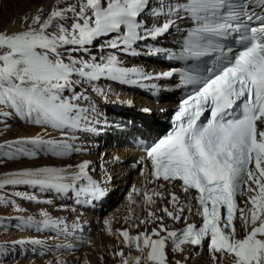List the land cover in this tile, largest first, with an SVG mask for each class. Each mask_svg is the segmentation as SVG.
<instances>
[{"label": "snow or ice", "instance_id": "1", "mask_svg": "<svg viewBox=\"0 0 264 264\" xmlns=\"http://www.w3.org/2000/svg\"><path fill=\"white\" fill-rule=\"evenodd\" d=\"M184 20L193 27L184 36L181 56L210 57L216 64L206 76H186L195 87L176 111L171 131L144 149L148 182L165 183L145 190L143 201L147 206L155 203L153 196L167 199L159 189L179 187L188 203L182 205L169 191L173 210L166 206L162 212L186 226L173 230L163 216L147 210L139 225L159 221L157 226L138 235L119 231L123 248L137 254L121 250L115 256L120 264H170V254H183L185 246H206L212 264H264V0H52L47 11L38 6L22 17L19 30L0 32V135L11 130L9 121L37 129L0 143V165H35L0 175V193H6L0 207L22 212L16 200L41 204L36 193L67 197L78 206L105 197L91 174L92 163L70 162L87 154L78 146L80 135L98 130L95 98L107 100L111 89L103 83L138 85L152 79L126 66L124 57L162 54L146 42L158 41ZM229 39L240 48L227 46ZM42 159L56 163H36ZM238 197H245L243 206ZM192 201L199 226L185 215L192 213ZM38 217H16L15 227L67 237V226L60 227L64 221L47 211ZM190 258L191 253L184 259Z\"/></svg>", "mask_w": 264, "mask_h": 264}, {"label": "rangeland", "instance_id": "2", "mask_svg": "<svg viewBox=\"0 0 264 264\" xmlns=\"http://www.w3.org/2000/svg\"><path fill=\"white\" fill-rule=\"evenodd\" d=\"M13 2L14 0H0V12ZM22 11L24 12V10ZM144 103L146 104V102ZM9 123L13 126L11 130L5 131L3 135H0V143L10 141L16 137L32 135L37 131L35 128H26L19 121H9ZM167 128L168 125L164 126L160 132H164ZM92 148L94 147H87L88 150ZM91 156L98 155L96 152H87L86 155L80 154L74 156L70 162L75 163ZM36 163L42 165L56 163V161L42 159L38 160ZM32 166L35 165L26 163H8L6 166L0 165V175L12 170ZM17 190L24 192L29 191L25 188ZM128 190V186L125 185L122 188H118L117 192L112 194L114 196L110 197L107 203L108 208H105V210L104 208L102 209V215L99 217L100 219L98 217L92 218V216L85 211H77L73 206L64 207L62 206L64 204L60 205L57 203L32 206L29 202L17 199L16 206L22 209V212H16L11 206L0 207V264H55L57 260L64 261L66 264L65 259L67 256H64V258L63 255L68 254L67 252L69 251L76 256L73 264H120V258L115 256L116 252L123 250L126 255H135L137 253H135L134 249L129 250L123 248L121 244L123 238L118 237L119 231L127 229L130 235H138L140 232H143L135 215L139 206L134 197L131 198V201L128 200ZM8 191H11V189H8ZM4 194L6 193H0V195ZM36 194L45 197L44 199L39 198L41 201L50 200L48 194ZM41 211H47L52 219L64 221L61 228L67 225L69 229L67 237L63 234H61L62 238H56L51 235L40 236L37 233L31 235L29 232L23 233L15 230V224H17L16 217H23L26 219L28 216H32L34 219H38V214ZM128 217H130V220L126 223V218ZM151 224L155 227L154 223ZM109 227L111 232H109ZM136 227H138V229H136ZM14 230L17 232H14ZM80 230H82L83 236L78 234ZM45 231L48 234H56V232L50 229ZM33 239L41 241L38 246L43 248L42 251L37 252V258L19 259L17 254L22 248L16 249L14 256H11L8 248H3L4 245L14 247L16 241ZM23 246L26 247L27 244ZM53 247L56 248L55 251ZM29 250L33 251V247L30 246ZM203 251L205 252V250ZM174 257L177 256L174 255ZM191 260L192 259L188 261V264H191ZM201 264H212V260L208 258L206 253H203L201 256Z\"/></svg>", "mask_w": 264, "mask_h": 264}, {"label": "bare ground", "instance_id": "3", "mask_svg": "<svg viewBox=\"0 0 264 264\" xmlns=\"http://www.w3.org/2000/svg\"><path fill=\"white\" fill-rule=\"evenodd\" d=\"M2 1V0H1ZM5 3V2H4ZM52 3V0H14V2L9 5L7 8L5 9H1L2 11L0 12V32L2 31H16L19 30L20 27V20L22 17L24 16H31L32 14L35 13L36 9L38 6L43 7L45 11L48 10V5H50ZM7 4V3H6ZM3 7V6H2ZM24 10V12L22 11ZM145 66L147 68L150 67V65L145 64ZM156 67L157 65H151ZM140 67H144L143 65H141ZM169 69L168 66H161V70H166ZM120 98H135L133 97L131 94L128 93H124V92H120L117 95ZM170 101H172V96L167 95L166 98H163V107L170 106ZM146 104L143 103L141 104L139 101H137V105L139 107H147V109L154 108L153 104L151 102H148L147 100H145ZM158 114L157 110H153L152 111V115L155 117ZM166 125L164 124H155L154 121L148 123V128H152L155 127L156 128V133H160V130ZM169 129V128H168ZM168 129H166L165 131H167ZM81 140V141H80ZM80 140L78 142V146L82 145L83 146V141L86 144L87 147H93L91 145V142H89L86 137H84L83 135H80ZM110 149H106V151H109ZM87 152H92V153H97L98 152L96 150V148H92L90 150L87 149ZM112 154L114 156H118L119 159H124L126 160L125 162L119 164V165H112L114 168H112V170L110 171L112 173V184L108 185V190L110 191V193L108 194V198L110 200V197H113L114 195H112L113 193L117 192L118 188H122L125 185L128 186L129 190L127 192L128 194V200H130V197H134L135 201L137 203V205L139 206L138 211L135 212V215L137 217L138 223L141 219H146L147 217V210H151L154 211L157 214L158 210H161V201L155 202L154 204L151 205H145L144 202H141V200L136 196V194L133 192V189H137V187L139 186H143L142 182L144 181L143 176L139 175L138 172L134 171L132 169V167L129 164V161H131V159L136 155V151L131 149L130 147H118L114 150H111ZM92 159H97V156H91L87 159H82V161L84 160H92ZM129 182V184H128ZM144 186H146V184H144ZM152 187H150L148 190H151ZM166 204V202H165ZM185 215L188 216V218L190 220H194L195 219V214L194 212H192L191 214L189 213H185ZM159 216V215H157ZM161 216V215H160ZM167 219V217H166ZM188 222V221H187ZM185 222H182L181 224H184ZM155 225H157V222L154 223ZM179 224V225H181ZM67 226V225H66ZM69 226V224H68ZM72 226V225H71ZM75 226V225H74ZM71 228V227H70ZM140 228L143 232H149L152 228H153V224L149 223L147 225V227H145L144 225H140ZM136 229H138V227H136ZM240 230V228H238ZM71 230V229H70ZM73 231V230H72ZM136 231V230H135ZM242 231V230H240ZM122 239V238H121ZM92 242V241H91ZM72 246V244H71ZM69 247V245H68ZM193 251L195 252L196 250L193 249ZM192 252V251H186L183 254H181L183 256V258H185V256H189V254L191 253V264H201V256L203 253H205L202 250H198L197 252ZM66 253V252H65ZM68 254L63 255L67 256L66 257V264H73L74 260H75V254L72 252H67ZM180 254V253H178ZM85 255V254H84ZM197 255V256H196ZM65 258V257H64ZM45 262V261H44Z\"/></svg>", "mask_w": 264, "mask_h": 264}]
</instances>
